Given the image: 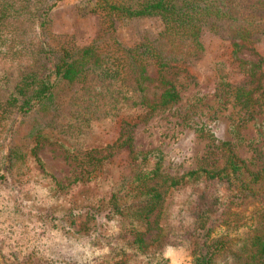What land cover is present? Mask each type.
<instances>
[{
  "label": "rangeland",
  "instance_id": "374dc122",
  "mask_svg": "<svg viewBox=\"0 0 264 264\" xmlns=\"http://www.w3.org/2000/svg\"><path fill=\"white\" fill-rule=\"evenodd\" d=\"M132 1L58 0L43 8L47 13L37 31L28 27L24 36L30 39L36 32L52 56L61 46H72L74 57L93 46L94 55L88 50L84 66L92 68L95 53L102 62L111 61L112 53L160 37L164 24L159 15H129L111 8L128 7ZM223 8L227 16H210L201 26L202 49L194 59L163 73L178 99L145 115L130 105L133 84L116 77L113 85L93 82L88 88L98 106H87L82 84H70L67 93L54 91L56 106L19 111L8 100L25 69L0 63V264H101L121 250L129 264L145 262L146 256L133 255L129 209L116 212L109 199L116 193L118 202L130 204L133 164L142 162L149 170L157 161L158 173L148 182L163 198L148 218L146 248L159 252L163 264H192L186 232L196 195L206 185L221 197L227 194L222 184H204L187 173L221 167L223 149L214 145L222 142H230L250 170L262 171L251 184L254 192L248 190L237 204L227 205L226 219L214 221L210 232L224 251L215 264L246 263L254 237L264 241V31L234 53L231 42L233 28L245 23L243 12L253 13V24L260 28L263 11L253 12L246 0ZM241 61L242 66L257 64V72L245 73ZM252 79L256 89L243 105L235 94ZM70 96L75 97L68 101ZM235 253L239 261H234Z\"/></svg>",
  "mask_w": 264,
  "mask_h": 264
},
{
  "label": "trees",
  "instance_id": "16d2710c",
  "mask_svg": "<svg viewBox=\"0 0 264 264\" xmlns=\"http://www.w3.org/2000/svg\"><path fill=\"white\" fill-rule=\"evenodd\" d=\"M57 1L0 0V63L16 64L25 69L14 85L12 92L15 94L14 98L8 100V103L12 106L16 105L22 112L30 111L34 105L56 106L59 97L54 91L68 92L69 90L65 88L70 84H82L79 90L81 92L85 90V95L93 82L110 86L113 85L112 80L115 77L126 79L127 83L133 84L135 92L128 97L130 105L140 107L144 115L158 106L176 101L178 93L175 86L164 77L163 73L171 68L189 64L190 59L193 60L202 49L201 26H204L210 16L215 18L227 16L228 11L224 10L223 6L229 3V9H232L235 2V0H181L188 2L178 5L179 0H135L134 4L132 1L128 7L111 5V8L122 9L129 15H159L164 28L160 37L154 41L124 49L117 55L112 53L111 61L102 62L98 53H95L96 60L93 67L88 66L85 69V56L88 55V50L92 56L94 55L93 46L82 49V55L79 57H74L72 46H61L56 48L57 54L52 56L48 51L51 53L53 51L47 49L44 40L38 39L36 32L30 39L24 36L28 27L31 29L34 27L37 31L40 18L47 13V9L43 11V8H50ZM246 1L253 12L254 9L263 11L258 18L264 24V0ZM243 13H245V23L233 28L234 38L231 42L233 53L251 41L256 33L264 31V25L261 24V27L257 28L256 24H253V13L249 14L247 11ZM42 22H44L43 17ZM215 28V25L211 24L209 29ZM241 63L243 61L240 62V67L245 73L257 72V64L248 61L242 66ZM87 71H91L92 76L88 77ZM252 80L249 85L238 88L235 94L237 102L243 105L249 104V94L256 89L255 80ZM73 97L75 96H70L68 101L73 100ZM82 99L87 106H98V100L95 96H90V93ZM214 146L223 149V165L195 169L189 171L187 176L204 184L220 183L225 187L227 195L221 197L215 194L211 185H206L196 195L195 211L186 232L191 240L192 264H215L217 257L222 255L224 252H221L222 242L210 238V232L215 226L214 221L225 220L227 205L237 204L248 190L254 192L251 184L260 180L262 172L250 170L233 152L230 142H222L221 145ZM158 164V161L155 162L149 170L146 165H142V162L133 164L129 180V184L133 185L130 204L118 202L116 193H112L109 199V206L114 211L120 213L125 208L129 209L126 213L132 217L130 225L133 235L130 238L135 247L133 255L140 253L147 257V260L140 264H163L165 261L159 252L146 248L147 243L143 238V234L148 230V218L163 198V192H158L155 185L148 182L157 175ZM172 181L173 184L177 183L175 180ZM251 245L252 255H249L244 263L261 264L264 241L257 235ZM118 256L123 260H116ZM126 256L125 251L121 250L114 257L101 260V264H129L130 258H125ZM239 258V254L235 253L234 261H239Z\"/></svg>",
  "mask_w": 264,
  "mask_h": 264
}]
</instances>
